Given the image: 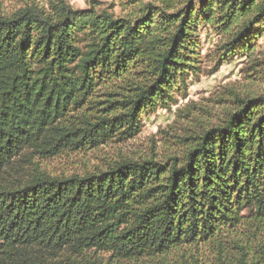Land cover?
Here are the masks:
<instances>
[{"label":"trees","instance_id":"trees-1","mask_svg":"<svg viewBox=\"0 0 264 264\" xmlns=\"http://www.w3.org/2000/svg\"><path fill=\"white\" fill-rule=\"evenodd\" d=\"M55 0L0 15V264H264V89H227L176 155L54 174L46 159L134 138L201 70L252 54L264 0ZM264 78V51L254 64ZM222 99V98H221ZM225 100V99H222ZM180 110V109H179ZM186 113L185 116H190ZM194 120V118L192 119Z\"/></svg>","mask_w":264,"mask_h":264},{"label":"rangeland","instance_id":"rangeland-1","mask_svg":"<svg viewBox=\"0 0 264 264\" xmlns=\"http://www.w3.org/2000/svg\"><path fill=\"white\" fill-rule=\"evenodd\" d=\"M55 0H0V15L8 14L27 4H37L48 9ZM74 8H84L86 0H64ZM103 6L113 4L117 15H124L126 8L119 0H99ZM254 39L255 50L252 54H235L224 61L216 70H212V53L218 42V36L210 27L198 30L202 70L187 81L185 97H177L170 108H157L142 117V130L134 137L122 142H109L86 152L72 153L69 156L54 157L43 161L42 166L54 174L83 171L103 166L105 161L118 156L137 159L154 157L164 160L174 156L179 150V136L196 131L200 125L217 123L224 110L229 107L230 89L240 94H250L264 89L261 66L254 65L264 51V21L259 26ZM225 100H222V99ZM180 109V110H179ZM190 113V116H185ZM194 118V120H192ZM97 264H146L145 261H113L106 253H95Z\"/></svg>","mask_w":264,"mask_h":264}]
</instances>
